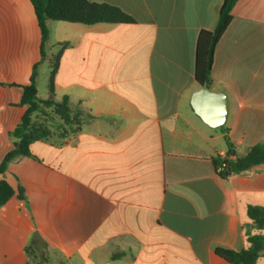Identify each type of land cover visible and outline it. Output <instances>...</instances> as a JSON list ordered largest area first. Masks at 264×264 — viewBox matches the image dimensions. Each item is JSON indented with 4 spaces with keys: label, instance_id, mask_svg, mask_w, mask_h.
<instances>
[{
    "label": "crops",
    "instance_id": "1",
    "mask_svg": "<svg viewBox=\"0 0 264 264\" xmlns=\"http://www.w3.org/2000/svg\"><path fill=\"white\" fill-rule=\"evenodd\" d=\"M89 1L134 22L49 21L40 68L59 55L55 96L87 116L77 133L51 130L0 176L26 195L0 208V264H34L26 253L34 233L47 245L41 264H231L214 248H245L247 209L264 207V164L218 176L213 159L227 155L225 133L191 104L201 89L198 37L215 28L223 0ZM40 61L31 1L0 0V164ZM212 79L230 98L235 160L264 142V0L236 3Z\"/></svg>",
    "mask_w": 264,
    "mask_h": 264
},
{
    "label": "trees",
    "instance_id": "2",
    "mask_svg": "<svg viewBox=\"0 0 264 264\" xmlns=\"http://www.w3.org/2000/svg\"><path fill=\"white\" fill-rule=\"evenodd\" d=\"M38 20L41 32V61L32 71L30 82L22 87L21 106L26 111L16 128L9 132L13 149L0 164V176L4 175L12 160L17 157H32L30 147L37 141L46 140L51 135V128L40 121L43 113L55 115L61 121L60 129L66 134L77 133L82 126L87 111L78 106L73 109L69 97L58 100L55 96L54 76L57 72V57L51 64L49 74V95L46 99L38 96V76L40 65L47 60L46 44L49 38V21H63L85 25L133 23L134 20L121 9L89 0H30ZM238 0H223L218 10V19L213 30H201L196 49L195 80L201 87L212 88V68L218 44L233 20V10ZM61 49L67 43H60ZM14 86V85H13ZM225 133L227 155L213 159L216 173L221 178L246 176L258 166L264 164V142L252 146L248 153L240 158L236 156L235 146L229 136L230 130L225 125L220 128ZM63 136V135H61ZM14 197L26 200L25 189L16 191L5 179H0V208L10 203ZM249 221L243 224L246 246L237 252L223 247H215L214 253L231 264H257L264 259V207L250 205L247 209ZM26 253L34 264H41L48 257L47 245L38 233H34ZM39 259L40 262H35ZM63 264V263H62Z\"/></svg>",
    "mask_w": 264,
    "mask_h": 264
},
{
    "label": "water",
    "instance_id": "3",
    "mask_svg": "<svg viewBox=\"0 0 264 264\" xmlns=\"http://www.w3.org/2000/svg\"><path fill=\"white\" fill-rule=\"evenodd\" d=\"M191 104L196 114L209 127L217 129L228 123L230 98L226 93L201 87L193 93Z\"/></svg>",
    "mask_w": 264,
    "mask_h": 264
},
{
    "label": "rangeland",
    "instance_id": "4",
    "mask_svg": "<svg viewBox=\"0 0 264 264\" xmlns=\"http://www.w3.org/2000/svg\"><path fill=\"white\" fill-rule=\"evenodd\" d=\"M51 54V52H50ZM51 68L49 67L48 63H44L41 68L39 69V93L40 96L46 97L48 86H49V74ZM48 115H44L43 113L38 115V119L42 122H45L51 130H58L60 129L61 121L55 115L51 114L50 110H47ZM219 129V128H218ZM257 264H264V259H260Z\"/></svg>",
    "mask_w": 264,
    "mask_h": 264
}]
</instances>
